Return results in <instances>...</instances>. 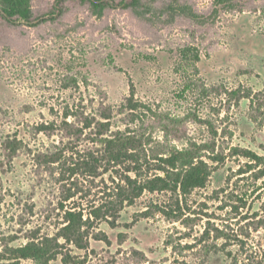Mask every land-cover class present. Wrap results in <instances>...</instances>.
I'll return each instance as SVG.
<instances>
[{
    "label": "rangeland",
    "instance_id": "obj_1",
    "mask_svg": "<svg viewBox=\"0 0 264 264\" xmlns=\"http://www.w3.org/2000/svg\"><path fill=\"white\" fill-rule=\"evenodd\" d=\"M120 1L95 15L81 0H32L30 21L0 16L3 261L12 247L57 235L65 210L77 206L86 215L115 193L124 166L106 163L109 132L84 123L104 121L105 112L111 129H123L128 116L120 106L131 85L134 98L154 108L174 115L197 108L214 120L226 155L230 146L264 155V126L252 119L250 99L222 92L264 95V0H177L186 12L169 9L174 0H141L148 9ZM186 46L199 53L198 74L180 57ZM191 79L215 90L182 91ZM188 133L199 141L208 130L189 123ZM245 163L226 156L206 186L186 197L143 192L116 226L95 221L84 248L64 244L49 264H264V178L255 177L264 162L239 174Z\"/></svg>",
    "mask_w": 264,
    "mask_h": 264
},
{
    "label": "trees",
    "instance_id": "obj_2",
    "mask_svg": "<svg viewBox=\"0 0 264 264\" xmlns=\"http://www.w3.org/2000/svg\"><path fill=\"white\" fill-rule=\"evenodd\" d=\"M174 1L175 5H167L169 9L187 11L185 3L180 4L177 0ZM81 2L87 3L95 15H101L112 6V0H81ZM120 4L125 7L149 8L143 5L141 0L126 2L121 0ZM0 16L8 22L30 21L33 18L32 0H0ZM192 16L199 18L194 13ZM180 57L190 62L194 73L198 74L196 62L199 60V53L195 47H182ZM193 86H198L201 96H208L215 90L206 86L203 81L198 83L197 79H191L184 85L182 91ZM222 92L229 99L249 98L252 119L264 126V95L262 93L246 92L241 88L230 91L224 89ZM134 94L131 85L126 102L120 106L123 108L120 114L127 110L128 116L123 129H111V117L105 112L100 115L104 121H95L86 117L84 123L85 128H91L95 123L101 130L109 132V138L105 143L106 163L124 166L122 181L118 183L115 193L109 195V199L103 203L93 205L86 215L77 206L65 210L64 222L57 235L43 239L31 238L25 244L10 248L9 257L5 259L7 261L0 259V264H20V260H30L33 264H49L56 259L64 244H74L82 249L85 247L82 243L87 233L85 230L93 227L95 221L105 220L111 226H116V218L120 211L132 205L145 191H171L186 197L193 190L206 186L212 173L219 168L220 163L224 162L226 156H240L245 159L246 169H241L239 174L249 172L263 164L264 155L249 148L230 146L227 155L223 149L220 150L219 141L225 140V133L222 132L219 139L214 120L202 119L197 108H189L182 115H174L138 101L134 98ZM68 112L64 114L63 122L66 125L69 124L65 121L69 115ZM189 123L203 124L208 130V135L197 141L188 133ZM48 126L41 125L40 131L47 129ZM158 133L161 134L158 135ZM227 133L232 136L231 131ZM175 142H181V147ZM150 171H152L151 175H149ZM255 177L256 179L264 178V169H259ZM173 212L169 214L173 215ZM59 238H62L64 243H59ZM95 238L107 240L106 235L95 234ZM67 258L69 261L68 255H64L62 260L67 263Z\"/></svg>",
    "mask_w": 264,
    "mask_h": 264
}]
</instances>
